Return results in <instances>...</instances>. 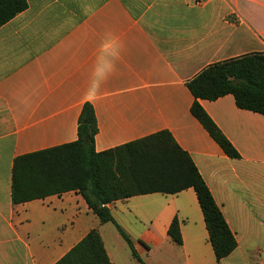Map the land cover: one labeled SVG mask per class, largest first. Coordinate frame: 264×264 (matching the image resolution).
<instances>
[{
	"label": "crops",
	"instance_id": "1",
	"mask_svg": "<svg viewBox=\"0 0 264 264\" xmlns=\"http://www.w3.org/2000/svg\"><path fill=\"white\" fill-rule=\"evenodd\" d=\"M254 53H264V0H26L0 26V264H54L92 230L111 264H264V115L230 94L198 100L237 151L231 159L190 113L186 86ZM84 104L97 153L169 132L236 248L216 261L191 188L113 201L104 224L77 191L13 204V160L76 141ZM174 218L180 246L167 235Z\"/></svg>",
	"mask_w": 264,
	"mask_h": 264
},
{
	"label": "trees",
	"instance_id": "2",
	"mask_svg": "<svg viewBox=\"0 0 264 264\" xmlns=\"http://www.w3.org/2000/svg\"><path fill=\"white\" fill-rule=\"evenodd\" d=\"M26 8V0H0V26ZM194 98L190 113L221 148L238 159L239 155L204 112L198 100L214 101L230 94L238 109L264 115V53H254L212 64L186 83ZM97 132L93 109L82 107L77 140L68 144L16 157L11 167L10 195L20 204L51 195L77 191L102 224L113 222L107 204L151 193L176 194L191 188L203 215L216 261L228 256L236 241L228 229L206 184L189 155L167 131L103 152H95ZM138 259L130 239L117 227ZM167 235L181 245L179 225L174 218ZM54 264H111L96 230L90 231Z\"/></svg>",
	"mask_w": 264,
	"mask_h": 264
},
{
	"label": "rangeland",
	"instance_id": "3",
	"mask_svg": "<svg viewBox=\"0 0 264 264\" xmlns=\"http://www.w3.org/2000/svg\"><path fill=\"white\" fill-rule=\"evenodd\" d=\"M125 247V246H124ZM126 253L128 254V255H130V251H129V249H128V247L126 246Z\"/></svg>",
	"mask_w": 264,
	"mask_h": 264
}]
</instances>
